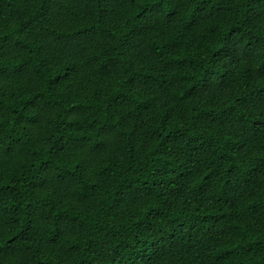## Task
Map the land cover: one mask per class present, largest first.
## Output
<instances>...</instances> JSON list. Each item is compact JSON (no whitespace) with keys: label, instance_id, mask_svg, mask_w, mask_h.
I'll return each instance as SVG.
<instances>
[{"label":"trees","instance_id":"16d2710c","mask_svg":"<svg viewBox=\"0 0 264 264\" xmlns=\"http://www.w3.org/2000/svg\"><path fill=\"white\" fill-rule=\"evenodd\" d=\"M0 264H264V0H0Z\"/></svg>","mask_w":264,"mask_h":264}]
</instances>
